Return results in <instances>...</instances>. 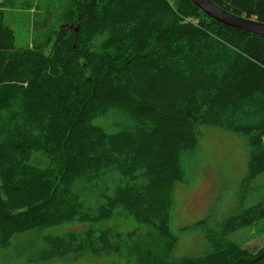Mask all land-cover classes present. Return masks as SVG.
<instances>
[{
    "label": "trees",
    "instance_id": "1",
    "mask_svg": "<svg viewBox=\"0 0 264 264\" xmlns=\"http://www.w3.org/2000/svg\"><path fill=\"white\" fill-rule=\"evenodd\" d=\"M65 1L54 35L19 48L0 1V249L37 264L85 253L120 254L114 264H264V245L250 252L228 238L264 218V197L184 226L206 230L196 255L174 253L168 221L197 125L245 137L246 186L264 171V37L191 0ZM213 1L264 22V0ZM128 215L137 224L119 229ZM70 222L89 225L44 233Z\"/></svg>",
    "mask_w": 264,
    "mask_h": 264
},
{
    "label": "rangeland",
    "instance_id": "2",
    "mask_svg": "<svg viewBox=\"0 0 264 264\" xmlns=\"http://www.w3.org/2000/svg\"><path fill=\"white\" fill-rule=\"evenodd\" d=\"M4 16L15 35V46L25 47L42 41L47 34L54 35L56 27L65 20L68 2L65 0H1ZM65 2V4H64ZM113 114L106 118H96L95 122L106 126L111 124ZM197 150L194 155L183 157L185 180L175 182L172 206L168 219L170 229L177 236L174 253L176 255H196L208 248L206 230H183L197 219L210 217L220 221L239 205L248 207L264 197V171L246 186L244 177L248 171V146L242 135L218 127L199 124ZM263 142H264V137ZM244 191V192H243ZM243 192V193H242ZM113 222V219L106 223ZM119 229H133L136 220L128 215L116 221ZM87 223H62L49 226L44 233L63 234L72 229H85ZM213 226V225H211ZM215 228V226H213ZM142 225V231L145 230ZM36 234L35 232L32 235ZM19 235H14L12 244ZM232 244L255 252L264 245V218L242 227L228 235ZM14 247L0 249V264H37L24 259V254H16ZM120 254L95 255L85 253L77 257H61L38 264H114L124 263Z\"/></svg>",
    "mask_w": 264,
    "mask_h": 264
},
{
    "label": "water",
    "instance_id": "3",
    "mask_svg": "<svg viewBox=\"0 0 264 264\" xmlns=\"http://www.w3.org/2000/svg\"><path fill=\"white\" fill-rule=\"evenodd\" d=\"M203 13L224 25L264 37V22L236 15L213 0H191Z\"/></svg>",
    "mask_w": 264,
    "mask_h": 264
},
{
    "label": "crops",
    "instance_id": "4",
    "mask_svg": "<svg viewBox=\"0 0 264 264\" xmlns=\"http://www.w3.org/2000/svg\"><path fill=\"white\" fill-rule=\"evenodd\" d=\"M1 1V0H0ZM32 44V43H31ZM31 44H29L28 46H30Z\"/></svg>",
    "mask_w": 264,
    "mask_h": 264
}]
</instances>
